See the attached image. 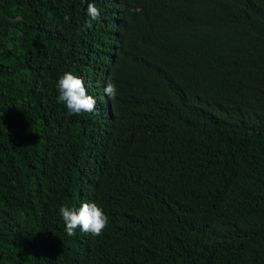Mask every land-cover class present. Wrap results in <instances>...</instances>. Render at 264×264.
<instances>
[{"label":"trees","instance_id":"1","mask_svg":"<svg viewBox=\"0 0 264 264\" xmlns=\"http://www.w3.org/2000/svg\"><path fill=\"white\" fill-rule=\"evenodd\" d=\"M0 264H264V0H0Z\"/></svg>","mask_w":264,"mask_h":264},{"label":"clouds","instance_id":"2","mask_svg":"<svg viewBox=\"0 0 264 264\" xmlns=\"http://www.w3.org/2000/svg\"><path fill=\"white\" fill-rule=\"evenodd\" d=\"M87 15L89 21L87 26H92V21L100 18V11L94 3L88 2ZM58 102L63 103L69 115L82 113H94L96 111L97 101L95 97L88 94L84 81L81 77L72 71H65L58 78ZM116 87L113 83H107L104 87V94L108 98H114ZM59 213L65 225V231L68 236L75 235L77 228L84 233L93 236H100L108 224V218L101 207L95 202H82L78 209L61 206Z\"/></svg>","mask_w":264,"mask_h":264}]
</instances>
